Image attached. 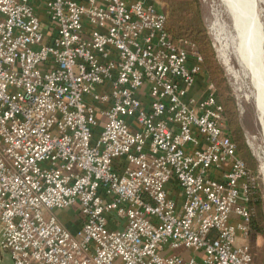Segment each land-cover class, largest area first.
<instances>
[{
    "label": "built area",
    "instance_id": "built-area-1",
    "mask_svg": "<svg viewBox=\"0 0 264 264\" xmlns=\"http://www.w3.org/2000/svg\"><path fill=\"white\" fill-rule=\"evenodd\" d=\"M165 21L156 0H0L11 264H254L256 176Z\"/></svg>",
    "mask_w": 264,
    "mask_h": 264
},
{
    "label": "rangeland",
    "instance_id": "rangeland-1",
    "mask_svg": "<svg viewBox=\"0 0 264 264\" xmlns=\"http://www.w3.org/2000/svg\"><path fill=\"white\" fill-rule=\"evenodd\" d=\"M158 1L160 2L159 7H165L164 1ZM168 1L171 5L172 2L180 4L179 13L183 7L192 10V12H190V18L196 19L195 22L191 21L192 25L199 26L200 16L201 22L203 23V26L207 32L208 39L216 53L217 61L224 71L226 82L230 88L232 98L235 102L239 119L238 125L241 129L244 143L249 150L252 163H255L254 169L252 168L256 172L253 173H255L257 179V194L253 203L254 221L255 224H257L258 230L261 232L256 234L254 239H252L249 235L247 243L250 246L254 258V264H264V137L260 119L261 111L257 106L256 101L251 96L250 89L248 88L250 86V82L242 75L241 68L231 52L230 45L225 43L222 32L217 30L218 21L227 24V26L230 28L233 24L228 12V0H197V8L189 6V1L193 0ZM188 20L190 22V19ZM180 40L187 39L183 38L179 39L178 41ZM206 83H212V79L207 69H204V74L197 84V91L202 92V89ZM66 214L70 217H73V213L71 211L66 212ZM183 251L184 250L180 249L177 252L180 253ZM4 260H9L8 255L4 254Z\"/></svg>",
    "mask_w": 264,
    "mask_h": 264
},
{
    "label": "trees",
    "instance_id": "trees-1",
    "mask_svg": "<svg viewBox=\"0 0 264 264\" xmlns=\"http://www.w3.org/2000/svg\"><path fill=\"white\" fill-rule=\"evenodd\" d=\"M156 1L159 5L160 2L158 0ZM162 1H164L165 7H160V9L166 19L165 28L167 32L175 41H178L179 39L183 38L190 40L195 45L198 53L202 56L204 62V69H207V71L209 72L210 77L212 79V84L215 89L216 99L224 109L225 124L232 140L234 141L237 147L238 155L244 161L246 167L252 173L255 172L253 170L255 167V163H252L251 155L247 146L244 143V138L241 129L238 125L239 119L234 99L232 98L230 88L224 76V71L222 70L217 61L216 53L213 50V47L208 39L207 32L205 30V27L203 26V23L201 22L200 16L199 20L201 24L199 22V26L192 25L191 21H196V19L190 18V12H192V10L183 7L179 13L180 4L172 2L171 5L168 0ZM189 6L197 8L198 1H189ZM188 19H190V22ZM255 173L253 174L255 175ZM251 228L252 230L250 232V236L252 239H254L256 234H259V232H261L258 230L257 224H255L254 217L252 220Z\"/></svg>",
    "mask_w": 264,
    "mask_h": 264
},
{
    "label": "bare ground",
    "instance_id": "bare-ground-1",
    "mask_svg": "<svg viewBox=\"0 0 264 264\" xmlns=\"http://www.w3.org/2000/svg\"><path fill=\"white\" fill-rule=\"evenodd\" d=\"M231 28L218 21V31L250 83L251 96L261 111L264 137V0H228Z\"/></svg>",
    "mask_w": 264,
    "mask_h": 264
},
{
    "label": "crops",
    "instance_id": "crops-1",
    "mask_svg": "<svg viewBox=\"0 0 264 264\" xmlns=\"http://www.w3.org/2000/svg\"><path fill=\"white\" fill-rule=\"evenodd\" d=\"M194 92L197 93L196 96H200L201 95V91L198 92L197 88L195 90H193V93ZM240 242H242V241H240ZM4 254L8 255V257H9L8 261L4 260ZM181 254L185 255L186 257H188L190 255L189 252H181ZM11 263H12V261H11L9 253L4 252V251H0V264H11Z\"/></svg>",
    "mask_w": 264,
    "mask_h": 264
}]
</instances>
